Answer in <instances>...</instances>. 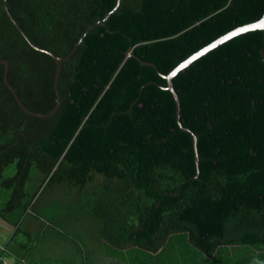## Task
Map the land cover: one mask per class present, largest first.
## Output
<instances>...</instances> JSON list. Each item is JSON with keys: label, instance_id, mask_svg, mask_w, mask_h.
<instances>
[{"label": "trees", "instance_id": "obj_1", "mask_svg": "<svg viewBox=\"0 0 264 264\" xmlns=\"http://www.w3.org/2000/svg\"><path fill=\"white\" fill-rule=\"evenodd\" d=\"M0 0V264H264V0ZM110 12V13H109ZM183 127L188 128L193 137ZM197 159V162H196Z\"/></svg>", "mask_w": 264, "mask_h": 264}, {"label": "water", "instance_id": "obj_2", "mask_svg": "<svg viewBox=\"0 0 264 264\" xmlns=\"http://www.w3.org/2000/svg\"><path fill=\"white\" fill-rule=\"evenodd\" d=\"M120 0H116V5L115 7L110 11L112 12L119 4ZM3 8L5 9L7 15L9 16V18L11 19V21L13 22V24L17 27V29L21 32V34L23 36H25L24 32L22 31V29L20 28V26L15 22V20L12 18V16L10 15L9 13V10L7 8V0H3ZM109 12V13H110ZM254 29H261V30H264V13L263 15L257 19L256 21H253V22H250V23H247V24H244V25H241V26H238L234 29H232L231 31L225 33L224 35L218 37L217 39H215L214 41H212L211 43H209L208 45L202 47L201 49H199L198 51L194 52L193 54H191L188 58H186L184 61H182L180 64H178L173 70H171L167 75H165L166 79H167V89L171 91L172 95H173V98L175 99V102H176V105H177V108L179 109V100H178V96L176 95L175 91H174V88H173V85H172V77L178 72L179 69L187 66L192 60H194L195 58H197L198 56H200L201 54H203L204 52L208 51L209 49L219 45L221 42L239 34V33H242V32H246V31H249V30H254ZM81 40V38L78 40V42ZM77 42V43H78ZM77 43L75 44V46L73 47V49L71 50V52L69 53V55L75 50L76 46H77ZM31 45L35 48V49H38L40 51H44V52H47L49 54H51L54 58H55V61H56V71H55V77H54V90H55V93H56V96H57V103H56V106L55 108L49 112V113H35V112H32L30 111L23 103L22 101L20 100L19 96L17 95L15 89L11 86V84L9 83L8 81V78H7V70H8V61L7 60H2L0 62H3L5 64V68H4V74H3V77H4V81L6 83V85L10 88V90L12 91V93L14 94V97L15 99L17 100V102L19 103V105L22 107V109H24L26 112L28 113H31V114H34V115H37V116H49L51 115L57 108L58 104H59V92H58V80H59V75H60V66H61V62L65 59L68 58V56H65V57H59L55 54H53L52 52L48 51V50H43L39 47H36L34 46L32 43ZM262 56L264 58V50L262 51ZM189 134H191V136L193 137V140H194V143H196V137L195 135L192 133L191 130H189L188 128L186 127H183ZM196 162H197V159H196Z\"/></svg>", "mask_w": 264, "mask_h": 264}, {"label": "crops", "instance_id": "obj_3", "mask_svg": "<svg viewBox=\"0 0 264 264\" xmlns=\"http://www.w3.org/2000/svg\"><path fill=\"white\" fill-rule=\"evenodd\" d=\"M1 220V219H0ZM0 223L1 231H0V246L3 244V241L8 237L10 231L12 230V226L4 221ZM4 264H13V260L11 258H6L4 260Z\"/></svg>", "mask_w": 264, "mask_h": 264}, {"label": "rangeland", "instance_id": "obj_4", "mask_svg": "<svg viewBox=\"0 0 264 264\" xmlns=\"http://www.w3.org/2000/svg\"><path fill=\"white\" fill-rule=\"evenodd\" d=\"M0 223L2 224L1 220H0ZM0 231H1V227H0Z\"/></svg>", "mask_w": 264, "mask_h": 264}]
</instances>
